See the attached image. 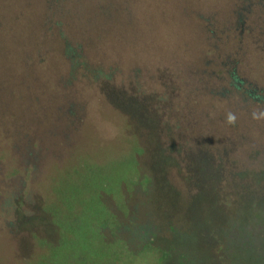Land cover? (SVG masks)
<instances>
[{
  "label": "rangeland",
  "instance_id": "rangeland-1",
  "mask_svg": "<svg viewBox=\"0 0 264 264\" xmlns=\"http://www.w3.org/2000/svg\"><path fill=\"white\" fill-rule=\"evenodd\" d=\"M0 22L34 86L0 99V264H264V0H0Z\"/></svg>",
  "mask_w": 264,
  "mask_h": 264
},
{
  "label": "trees",
  "instance_id": "trees-1",
  "mask_svg": "<svg viewBox=\"0 0 264 264\" xmlns=\"http://www.w3.org/2000/svg\"><path fill=\"white\" fill-rule=\"evenodd\" d=\"M21 21H22V19H20V24H21ZM17 22L19 23V19H17ZM2 26H3V22H0V73L2 74V76L0 77V83L3 84V85H0V99H5V100L7 98L22 99L23 92H24V87H25L26 83L28 85L29 91L31 89H34L33 78L29 80V78H31V77H24V73L16 75L17 77H8V74L12 73V71L10 70V67H9L10 65H8V63H7L10 51H9L8 46H5L3 44V41L1 40L2 33H3L2 31H4L3 30L4 27H2ZM23 49H24V46H23ZM13 54H14V52H13ZM21 54H23V56L20 57L19 55H21ZM21 54L18 55L19 58H18V56H16V58H17L16 61H20L22 63V66H21L20 62H19V65H20L21 70H24L23 61L25 60L26 53H25V51H23ZM9 60L10 61L12 60L11 56L9 57ZM97 78L98 77H90L91 80H96ZM104 78H106V77H104ZM231 78H232V82H233L232 84H233V86L236 89H238V88L242 89L243 88V86H241L242 81L238 77L233 76ZM35 88H36V86H35ZM250 94H252V93L250 92ZM29 98L32 99V100L34 99V97H29ZM72 107L74 109V106L71 105L66 110L60 112L58 115L55 114L54 119L57 118L58 120H60V119L64 120L65 126L62 129V132L64 130H67V128L70 127V124L75 122V121H73L74 119L71 118V116H72L71 113L73 112ZM82 120H83V118L79 114V116L77 118V122L82 121ZM130 126H132V124ZM0 134H7L6 126L2 125L1 123H0ZM134 173L135 174L141 173V170H140L139 166H136L134 168ZM228 245H229V242L227 244H225V242L223 243V246L225 247L226 250H229L230 246H228ZM233 247L236 248L235 245ZM236 250H239V248H237ZM243 250H241V252ZM177 262H179L178 259H177L176 263ZM166 264H171V263L169 261Z\"/></svg>",
  "mask_w": 264,
  "mask_h": 264
},
{
  "label": "clouds",
  "instance_id": "clouds-1",
  "mask_svg": "<svg viewBox=\"0 0 264 264\" xmlns=\"http://www.w3.org/2000/svg\"><path fill=\"white\" fill-rule=\"evenodd\" d=\"M234 117H232L231 115L229 116V121L233 120Z\"/></svg>",
  "mask_w": 264,
  "mask_h": 264
}]
</instances>
